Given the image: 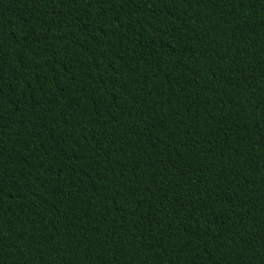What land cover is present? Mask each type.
<instances>
[{"label":"trees","instance_id":"16d2710c","mask_svg":"<svg viewBox=\"0 0 264 264\" xmlns=\"http://www.w3.org/2000/svg\"><path fill=\"white\" fill-rule=\"evenodd\" d=\"M0 264H264V0H0Z\"/></svg>","mask_w":264,"mask_h":264}]
</instances>
